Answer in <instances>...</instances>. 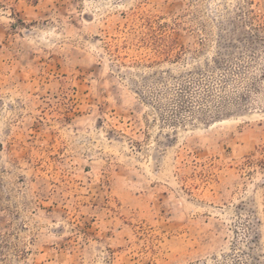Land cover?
<instances>
[{
  "label": "rangeland",
  "instance_id": "1",
  "mask_svg": "<svg viewBox=\"0 0 264 264\" xmlns=\"http://www.w3.org/2000/svg\"><path fill=\"white\" fill-rule=\"evenodd\" d=\"M0 264H264V0H0Z\"/></svg>",
  "mask_w": 264,
  "mask_h": 264
}]
</instances>
